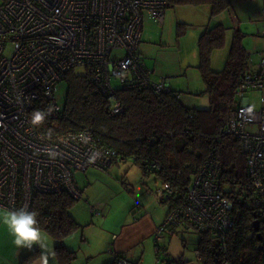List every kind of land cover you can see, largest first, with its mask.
<instances>
[{"label": "built area", "instance_id": "2783aa9c", "mask_svg": "<svg viewBox=\"0 0 264 264\" xmlns=\"http://www.w3.org/2000/svg\"><path fill=\"white\" fill-rule=\"evenodd\" d=\"M166 6V0H0L1 209L27 206L30 210L32 195L38 192L64 191L80 200L82 191L74 182V172L106 170L114 161L124 162L101 148L91 130L43 134L30 124V114L42 100L43 110L50 113L47 117L58 118L62 109L53 97L56 86L76 68L112 98L111 115L123 110L116 99L117 87L150 86L154 93L169 90L168 80H150L138 53L143 13L163 24ZM262 39L264 43V34ZM259 56L257 68L241 81L237 92L241 100L226 133L238 140L245 154L253 206L264 219V49ZM246 91L262 93L259 110L243 97ZM218 169L203 165L196 171L186 203L167 214L155 240L184 220L202 233L223 239L232 225L231 204L214 183ZM155 191L165 200L172 195L168 185ZM154 252L166 256L159 246ZM195 258L200 264L197 252ZM182 261L191 262L187 257ZM115 264L129 263L116 258Z\"/></svg>", "mask_w": 264, "mask_h": 264}, {"label": "trees", "instance_id": "16d2710c", "mask_svg": "<svg viewBox=\"0 0 264 264\" xmlns=\"http://www.w3.org/2000/svg\"><path fill=\"white\" fill-rule=\"evenodd\" d=\"M166 1L167 9L208 5L210 18L230 7V0ZM223 28L221 24L206 28L197 41L196 68L201 75L203 91L208 96L207 109L197 110L180 104V92L170 89V86L169 90L160 93H154L150 86L117 87L116 99L123 105V110L120 114L111 115L112 98L92 84L87 74L77 75L69 71L65 78L66 99L60 115L56 119L46 116L36 128L47 135L53 130L56 134L91 130L97 144L111 152L114 158L124 162L131 160L144 177L154 176L157 189L164 185L170 187L172 195L168 200L155 193L160 203L167 206L166 216L186 203L187 190L200 167L207 165L212 169L218 166L219 173L214 183L231 204L228 211L231 228L220 239L210 232L202 233L184 220L179 225V233L192 230L198 235L195 250L200 256V264H264V219L253 206L254 190L247 175L245 154L238 140L226 133L232 113L239 105L238 88L244 76L252 70L248 64L250 54L245 52L242 33L235 30L224 68L211 70L210 52L223 45ZM44 108L46 103L40 100L32 113ZM32 196L29 208L38 213L42 232L54 241L58 264H72L75 252L63 242L80 228L71 215V209L78 200L64 191L54 194L38 192ZM255 221H258V230ZM156 255L159 259V254ZM167 257L166 264H185L182 258ZM116 258L126 260L117 254L112 264Z\"/></svg>", "mask_w": 264, "mask_h": 264}, {"label": "rangeland", "instance_id": "374dc122", "mask_svg": "<svg viewBox=\"0 0 264 264\" xmlns=\"http://www.w3.org/2000/svg\"><path fill=\"white\" fill-rule=\"evenodd\" d=\"M228 10L220 13L217 16L210 18V8L205 14L190 11V7L178 6L167 9L163 24L154 21L147 13H143V31L141 34V43L138 44V53L140 54L142 63L150 72L151 81H158L161 78L167 77L170 89L180 92V104L188 108L207 109L209 100L207 94L204 93V85L201 75L196 68L198 65V48L197 41L203 34V29L211 28L221 24L225 29L224 43L219 49L210 52V67L213 71H221L229 56L230 44L232 35L235 30H240L242 33V44L245 52L250 54L249 65L252 69H256L260 62L259 53L264 49L262 34H264V0H230ZM207 8V7H206ZM183 12V13H182ZM204 25V28H203ZM115 56L120 53H115ZM74 74L83 75L84 70L76 68ZM66 82H60L56 86L54 93L56 103L63 108L65 103V95L67 90ZM118 86V83L114 82ZM243 97L248 98L249 103L255 109L261 108L259 99L262 93L258 91H246ZM238 97L237 101H240ZM154 176L144 177L141 171L135 167L131 160L125 162H116L106 170H98L88 168L85 172H74V182L81 190L88 192L98 198L103 199L105 192L124 191L126 196L131 199H141L142 202L150 206L156 200L160 203L155 194L158 187ZM152 191V192H151ZM83 192V194H85ZM132 196H131V193ZM122 193V192H121ZM88 196V194H85ZM107 198H110L109 196ZM113 201L122 199L117 195L112 198ZM134 199V201H135ZM106 203V202H105ZM133 203V201H132ZM131 203V204H132ZM167 208V207H166ZM71 212L73 218L82 224L83 229L79 228L69 236L76 235V240L79 243L82 238L90 237L92 227L91 219L96 222L102 221V214L92 216L89 211V206L84 200L77 201ZM100 213V212H99ZM86 226V227H85ZM77 232V233H76ZM180 236L164 235L160 244L165 242V248L171 256L177 258L184 254L193 260V250L197 242L198 235L192 230L189 233L181 234ZM186 242V249L183 250L181 239ZM154 244L152 252L147 253L145 264H163L164 262L157 261L154 252ZM75 261L72 264L80 262V249H77ZM194 264H197L194 262Z\"/></svg>", "mask_w": 264, "mask_h": 264}, {"label": "crops", "instance_id": "0c3cea01", "mask_svg": "<svg viewBox=\"0 0 264 264\" xmlns=\"http://www.w3.org/2000/svg\"><path fill=\"white\" fill-rule=\"evenodd\" d=\"M187 7H190V11L193 13L198 12L200 14L206 15V12L209 11L208 5ZM166 78L167 77L161 78L155 82H159ZM81 191L82 198L80 200H84L85 203H87L90 212L92 208L96 210V213L91 212V218L92 216H99L102 214V216H100L102 221L95 223V221L91 219L90 224L87 226L92 227V231L89 233L92 234V236H86L85 238H82L79 243L76 240V235L69 236V234L64 239L63 243L65 246L69 250L75 252V259H77V249H80L79 255H81V260L80 262H77V264H112V261L117 254L122 255L129 264H145L146 255L148 252H152L153 244L154 248H156V244H158L159 247L166 251V256H162L159 259L157 258L155 252L157 261L164 262L163 264H166V259L168 258L167 256L172 259H181L182 257H187L184 254L185 252H183L180 256L175 258L174 256H171L167 251L168 249L165 248V242H163L162 245L160 244L162 238H164V235L170 237L175 235L180 236L179 232L181 227L167 229L163 234H161L158 240H155L156 231L159 226L162 225L166 217V205L154 200L151 205L148 206L146 203L142 202L141 199L137 200L133 198L131 192L130 193L133 199H131L130 196H126L127 194L122 190H120L118 193L109 192L110 190H108L105 192V197L103 199L91 195L88 190H86V192L85 190ZM83 192L88 194V196L83 194ZM116 195L117 198L122 197V199L116 200L117 202L115 204V201H113L112 198H114ZM108 196L110 198H107ZM0 210L3 209L0 207ZM71 215L73 218L74 216L72 212ZM78 225L81 229H83L80 222ZM43 233L49 238L51 243H54L50 236H48L45 232ZM181 234H184V232ZM180 239L181 242L184 241L183 238ZM13 240L14 238L9 233L8 229L4 225L0 224V264H36L40 254L39 248L34 246L31 250L18 249L13 243ZM197 242L195 243L196 245ZM185 244V241L184 243H181L183 250L186 249L187 245L185 246ZM196 245L194 246V249H192L194 261H191L189 257L187 258L191 261L190 264H194L196 261ZM49 264H58L56 256L50 259Z\"/></svg>", "mask_w": 264, "mask_h": 264}, {"label": "clouds", "instance_id": "9594fccd", "mask_svg": "<svg viewBox=\"0 0 264 264\" xmlns=\"http://www.w3.org/2000/svg\"><path fill=\"white\" fill-rule=\"evenodd\" d=\"M50 114L44 110H36L30 116L32 126L41 125ZM38 213L27 206L17 210H0V224L4 225L14 238L13 243L18 249L31 250L34 246L40 250L36 264H49L55 256L54 244L42 232L37 219Z\"/></svg>", "mask_w": 264, "mask_h": 264}, {"label": "water", "instance_id": "95a60500", "mask_svg": "<svg viewBox=\"0 0 264 264\" xmlns=\"http://www.w3.org/2000/svg\"><path fill=\"white\" fill-rule=\"evenodd\" d=\"M258 221H255L254 223H255V228H256V230H258V223H257Z\"/></svg>", "mask_w": 264, "mask_h": 264}]
</instances>
